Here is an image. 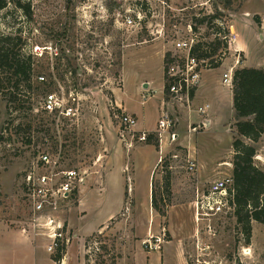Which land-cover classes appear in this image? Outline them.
I'll return each instance as SVG.
<instances>
[{
  "label": "rangeland",
  "instance_id": "obj_1",
  "mask_svg": "<svg viewBox=\"0 0 264 264\" xmlns=\"http://www.w3.org/2000/svg\"><path fill=\"white\" fill-rule=\"evenodd\" d=\"M31 6L32 20L13 5L0 12V33L20 36L35 64L33 89L21 94L18 103L8 109L0 93V264H41L43 250H37L38 258L25 253L16 236L32 235V246L46 250V239L22 232L27 226L22 179L38 148L54 151L60 146L66 166L87 173L66 215L72 236H77L71 250H79L84 264H144L148 253H154L149 262L157 264L158 252L143 248V236L167 235L168 241L172 231L186 239L200 235V263L191 255L190 264H264L262 225L252 223L247 244L233 209L199 221L195 216V202L211 184L232 176V101L221 99L212 122L213 111H207V128L186 117L163 143L154 134L159 141V147L150 145L154 150L147 142L136 140L129 148L120 140L118 116L124 110L116 104L117 94L126 113L136 114L138 126L156 129L165 85L160 56L174 53L173 43L190 34L198 41H213L214 30L199 21L216 14L221 17L217 23L229 31L228 48L219 51H224L219 68L203 70L201 82L205 77L207 84L192 109L210 104L216 94L226 95L219 82L227 71L264 69V0H31ZM128 18L133 26L126 23ZM42 76L54 84H39ZM142 78L152 84L140 94L134 86ZM48 91L64 99L75 115L58 118L46 113L43 101ZM190 127L198 132L191 133ZM144 146L138 152L139 178L129 181L126 204L119 208L122 193L114 185H104L105 173L120 166L131 173L134 153ZM256 147L255 164L264 170V137ZM47 255L53 261L54 255Z\"/></svg>",
  "mask_w": 264,
  "mask_h": 264
},
{
  "label": "built area",
  "instance_id": "obj_2",
  "mask_svg": "<svg viewBox=\"0 0 264 264\" xmlns=\"http://www.w3.org/2000/svg\"><path fill=\"white\" fill-rule=\"evenodd\" d=\"M126 23L134 25V21L128 18ZM198 41L195 34H190L186 39L178 38L173 43L174 53H171L166 65L165 78L168 84V94L166 95L173 104L181 105L191 109L193 98L198 87L201 85V76L207 68V60L200 61L191 55L194 46ZM57 56V53H55ZM235 72V71H234ZM233 70L227 71L223 76V84L232 87ZM41 82L45 77H40ZM210 109L209 105L199 107L197 113L204 117ZM43 110L46 113L55 115L58 118H68L74 116V108L65 105L64 99L53 93H48L44 97ZM119 138L129 148H134L136 140L138 143H148V138L157 135L160 142L170 135L171 130L178 123L177 119L167 111H163L157 128L152 133L139 132L137 130L138 120L134 115L123 112L118 116ZM203 128L207 124L202 122ZM191 133H197V128L190 127ZM172 138L176 135L172 134ZM57 145V143H56ZM160 163L162 160H159ZM195 165L192 163L190 169ZM87 173L78 168H68L63 155L62 146L54 151L49 148L36 150V155L29 168L25 171L22 179V187L25 198L27 212L26 227L22 232L27 234L33 232L36 236L47 240L46 251L50 255L63 253L72 244L74 237L66 215L73 207V199L80 195L86 184ZM232 177H226L211 184L209 191L203 199L195 202V216L199 221L203 218H214L224 213L229 206V194L232 188ZM232 210V209H231ZM167 235L149 236L142 242L143 248L147 252H158L167 242ZM208 249H202L207 251ZM200 263V258L196 257ZM203 264H211L204 261Z\"/></svg>",
  "mask_w": 264,
  "mask_h": 264
},
{
  "label": "trees",
  "instance_id": "obj_3",
  "mask_svg": "<svg viewBox=\"0 0 264 264\" xmlns=\"http://www.w3.org/2000/svg\"><path fill=\"white\" fill-rule=\"evenodd\" d=\"M9 5L20 10L28 20H32L31 0H0V12L7 9ZM219 20L221 17L216 14L199 21L200 24H206L214 30L215 39L211 42H198L191 52V55L198 60H207V67L210 69L221 66V56L224 51H219L228 48L229 31L225 25L222 27L217 23ZM194 30L197 31V28L195 27ZM170 55L167 53L165 56L164 73ZM216 56L218 60H215ZM34 72L33 56L24 52L22 38L18 35L0 33V93L3 94L4 100H7L8 109L12 104L18 103L21 94L33 89ZM164 79L167 95L168 84L165 75ZM39 84L50 87L54 83L47 82L45 78V81ZM232 94L235 124L232 142L233 184L229 194V206L233 209L234 217L249 244L253 234L252 223L264 227V170L255 164L256 146L264 137V69L236 70L233 76ZM147 144L159 147V141L152 136L148 138ZM152 202L154 206V192H152ZM64 255L65 250L63 253L58 252L53 257V261L59 264Z\"/></svg>",
  "mask_w": 264,
  "mask_h": 264
},
{
  "label": "crops",
  "instance_id": "obj_4",
  "mask_svg": "<svg viewBox=\"0 0 264 264\" xmlns=\"http://www.w3.org/2000/svg\"><path fill=\"white\" fill-rule=\"evenodd\" d=\"M235 40H237V38H235ZM237 52L239 51V49H235ZM240 52V51H239ZM164 58L165 55H161L160 56V60L163 63V67H164ZM164 71H163V78H164ZM207 79H202L201 85L199 87V89H197V91L194 94V98H193V103L192 105H196L197 102L203 97L202 93H204V89L206 87V83ZM152 82L147 80L146 78H142L139 79L138 81H136L135 86H134V90H136V92H139L140 94L144 93L145 91H148L151 87ZM219 86L222 88L223 91H226V95H218L216 94L215 98H213V102H210L211 109H212V114L211 115V122L213 121L212 118L215 117V115H217V111L219 109V106L221 104V99H224L225 97L228 98L229 101H232V107H233V94H232V87H228L227 90H224L225 86L222 82H219ZM230 88V89H229ZM116 104L117 106L122 110H124L123 112H127V108L126 105L124 104V102L121 100L120 96H117L116 94ZM199 99V100H198ZM198 100V101H197ZM163 111H167L168 113H170L172 116H174L178 122H180L181 120H183L182 118H186L188 117L189 120L188 121H193L197 124H201L202 122H204L206 120V118L199 116V114H197V110L191 109H187L181 105L178 104H173L172 102L169 101V99L167 98L166 94H165V85L162 88V100H161V113ZM129 114V113H127ZM130 115H134L136 116L135 113H130ZM196 119H195V117ZM207 126H210L209 121L207 123ZM138 131L139 132H146V133H152L155 131V129H144L141 126H138ZM177 137V136H176ZM147 147L152 148L154 150L153 146L147 145ZM144 147H140L137 148L135 153H134V165L133 170L131 173L126 174L127 171H125L124 167L120 166L119 168H113L112 170L108 171V173H105L104 176V181H105V186H109V185H114L117 187V190H119L122 193V196L120 198V205L119 208H123L126 204L125 201V192H126V188L128 187L127 185H129V181H135V178L137 179V177L139 178V175H137V170L139 169V165H138V152L141 151ZM157 152V151H156ZM137 159V160H136ZM158 159L159 156L157 158V161L155 162V164L153 165V168L149 174V183L151 180V177L155 171V166L158 163ZM129 172V171H128ZM133 179V180H132ZM138 180V179H137ZM103 181V182H104ZM134 191L136 193L137 188L135 187L133 189V194ZM150 198V184L148 185V193H147V202L148 204L150 203L149 201ZM135 202V201H134ZM132 204V202H129V206ZM137 204V202H136ZM135 204V206H136ZM174 206H171V208H173ZM113 215H110L108 220H112L113 219ZM72 227V224H71ZM97 230V229H96ZM172 231L171 226H169V232ZM173 232V233H172ZM171 234L173 235H168V241L162 246V249L160 251H158V256L155 257L156 263L157 264H190L192 262V260L189 261L190 256L192 255L194 259H196L197 256H199V252H200V245H201V237L200 235H191L189 238L190 239H186L188 237H184L183 235H177L175 231H172ZM18 236L17 238L19 239L20 243L22 244V246L25 247V253H28L31 256H37V250L41 249L43 250L44 253V257L41 259V264H57L56 262L52 261L51 258H48L47 255V251L45 250L44 247H37L34 248L32 246V241L35 240V237L30 235V236H25V235H16ZM149 236H157V235H144V240H146ZM10 237H7V240ZM77 238V236H76ZM74 238V239H76ZM73 239V240H74ZM5 240V239H3ZM142 243V242H141ZM150 254L149 256H147V261H145L144 264H152L149 261L152 260L153 261V254L152 253H148ZM152 254V255H151ZM38 258V256H37ZM39 261H36V263H38ZM59 264H84V262H82V260L80 259L79 256V250L77 251H72L71 250V245H69L66 249L65 255L62 259V261Z\"/></svg>",
  "mask_w": 264,
  "mask_h": 264
}]
</instances>
